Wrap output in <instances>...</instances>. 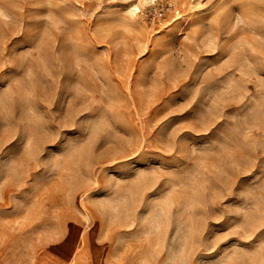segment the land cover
<instances>
[{
    "label": "rangeland",
    "instance_id": "rangeland-1",
    "mask_svg": "<svg viewBox=\"0 0 264 264\" xmlns=\"http://www.w3.org/2000/svg\"><path fill=\"white\" fill-rule=\"evenodd\" d=\"M70 234L264 264V0H0V264Z\"/></svg>",
    "mask_w": 264,
    "mask_h": 264
},
{
    "label": "crops",
    "instance_id": "crops-1",
    "mask_svg": "<svg viewBox=\"0 0 264 264\" xmlns=\"http://www.w3.org/2000/svg\"><path fill=\"white\" fill-rule=\"evenodd\" d=\"M84 241L75 239L71 234L36 248L19 264H106L102 250L97 262L92 258L91 247H85Z\"/></svg>",
    "mask_w": 264,
    "mask_h": 264
}]
</instances>
